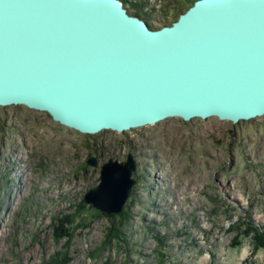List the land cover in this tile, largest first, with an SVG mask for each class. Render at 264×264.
I'll return each instance as SVG.
<instances>
[{"label": "rangeland", "instance_id": "374dc122", "mask_svg": "<svg viewBox=\"0 0 264 264\" xmlns=\"http://www.w3.org/2000/svg\"><path fill=\"white\" fill-rule=\"evenodd\" d=\"M193 1L122 0L153 28ZM129 153L136 184L126 217L86 203L101 164ZM93 154L95 166L87 163ZM62 224L69 236L60 235ZM114 225L121 233L105 242ZM263 232L264 116L175 117L85 134L45 112L0 107V264L59 254L67 264H264L255 239Z\"/></svg>", "mask_w": 264, "mask_h": 264}, {"label": "water", "instance_id": "95a60500", "mask_svg": "<svg viewBox=\"0 0 264 264\" xmlns=\"http://www.w3.org/2000/svg\"><path fill=\"white\" fill-rule=\"evenodd\" d=\"M10 105L85 134L262 117L264 0H194L160 28L122 0H0V107ZM135 170L130 153L108 158L84 201L122 212Z\"/></svg>", "mask_w": 264, "mask_h": 264}, {"label": "trees", "instance_id": "16d2710c", "mask_svg": "<svg viewBox=\"0 0 264 264\" xmlns=\"http://www.w3.org/2000/svg\"><path fill=\"white\" fill-rule=\"evenodd\" d=\"M191 4H190V6H191ZM132 14L139 16L138 12L132 13ZM126 215H127V211L121 212L122 218H125ZM121 222H123V221H121ZM59 228L61 229L60 235H62V236H69L70 235L71 232L65 227V225L62 224V226ZM119 233H121L119 225H114V226L110 227L109 232L106 235L105 242H109L112 239V237L119 235ZM60 235L58 234L57 236H60ZM255 239L257 240L256 242L258 243V245L264 247V232L261 235V237H259V238L257 236H255ZM67 262H68V260L64 257V255L59 254V255H56L55 257H51L49 260L45 261L43 264H67Z\"/></svg>", "mask_w": 264, "mask_h": 264}, {"label": "bare ground", "instance_id": "6f19581e", "mask_svg": "<svg viewBox=\"0 0 264 264\" xmlns=\"http://www.w3.org/2000/svg\"><path fill=\"white\" fill-rule=\"evenodd\" d=\"M247 253H248V249H245L243 257L246 256Z\"/></svg>", "mask_w": 264, "mask_h": 264}]
</instances>
